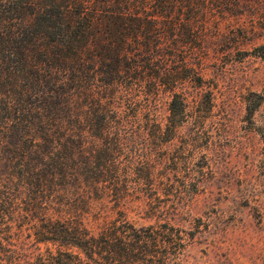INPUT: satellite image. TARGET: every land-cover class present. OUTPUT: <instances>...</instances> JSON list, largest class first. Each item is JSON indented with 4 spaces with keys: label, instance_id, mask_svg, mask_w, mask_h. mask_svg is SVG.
Returning a JSON list of instances; mask_svg holds the SVG:
<instances>
[{
    "label": "trees",
    "instance_id": "16d2710c",
    "mask_svg": "<svg viewBox=\"0 0 264 264\" xmlns=\"http://www.w3.org/2000/svg\"><path fill=\"white\" fill-rule=\"evenodd\" d=\"M258 29L264 0H0V264H170L175 137Z\"/></svg>",
    "mask_w": 264,
    "mask_h": 264
},
{
    "label": "rangeland",
    "instance_id": "374dc122",
    "mask_svg": "<svg viewBox=\"0 0 264 264\" xmlns=\"http://www.w3.org/2000/svg\"><path fill=\"white\" fill-rule=\"evenodd\" d=\"M245 37L250 43L205 62L204 85L213 90L214 106L191 111L174 140L177 147L185 143L177 157L187 160L171 173L166 207L185 196L172 220L155 227L160 251L163 239L170 240V264H264V59L256 48L264 31Z\"/></svg>",
    "mask_w": 264,
    "mask_h": 264
}]
</instances>
